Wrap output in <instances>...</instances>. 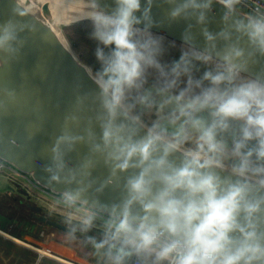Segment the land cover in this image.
Masks as SVG:
<instances>
[{
    "label": "clouds",
    "instance_id": "9594fccd",
    "mask_svg": "<svg viewBox=\"0 0 264 264\" xmlns=\"http://www.w3.org/2000/svg\"><path fill=\"white\" fill-rule=\"evenodd\" d=\"M242 3L88 0L97 87L75 85L43 171L49 186H63L67 209L85 210L68 212L66 236L82 237L102 264H264V12L242 13ZM160 5L187 25L171 62L153 32ZM38 31L13 3L0 21V68L18 62ZM18 103L15 88H0V115ZM79 146L87 151L73 163ZM100 166L103 178L94 175ZM108 191L118 195L105 202ZM98 221L99 240L88 235Z\"/></svg>",
    "mask_w": 264,
    "mask_h": 264
},
{
    "label": "water",
    "instance_id": "95a60500",
    "mask_svg": "<svg viewBox=\"0 0 264 264\" xmlns=\"http://www.w3.org/2000/svg\"><path fill=\"white\" fill-rule=\"evenodd\" d=\"M67 1L76 2L80 7L88 9V0ZM103 2L112 5V0ZM13 3L18 10L36 21L39 31L29 40L18 62H14L10 68H0V88L9 86L19 93V103L11 109L10 114L0 115V160L28 176L41 188L61 196L62 185L49 186L47 183L46 173L43 171V165L48 162L45 149L50 147L54 136L59 134L64 116L73 108L75 85L82 84L83 91H94L97 86L92 79V71L79 60L59 29L51 26L49 20L39 12L38 15L30 13L18 0H0V21L9 17ZM43 9L44 14L48 15L47 8ZM153 16L159 23L158 27L153 28V32L184 46L182 33L187 26L185 21L170 22L167 19L166 5L154 7ZM221 16V7L214 5L211 23L208 25L211 31L220 30ZM193 35L202 48L204 40L199 27L193 28ZM30 134L32 139H28ZM11 139H15L20 147L12 146L9 143ZM86 151L85 146H79L69 158L77 163ZM94 175L103 178L107 175V170L100 166ZM117 195L108 191L101 199L106 202ZM33 210L37 212L33 214V219L67 231L65 225L39 215L40 208ZM98 232L103 234V229Z\"/></svg>",
    "mask_w": 264,
    "mask_h": 264
},
{
    "label": "rangeland",
    "instance_id": "374dc122",
    "mask_svg": "<svg viewBox=\"0 0 264 264\" xmlns=\"http://www.w3.org/2000/svg\"><path fill=\"white\" fill-rule=\"evenodd\" d=\"M57 28L62 33L66 42L69 44V46L71 47L73 52L76 54V56L79 58V60L82 63H84L92 71V73H94V71L99 67V64L97 63L95 55H94L97 43L96 41L90 38V32L92 31L91 22L88 19L67 20V21L60 22V23L58 22ZM164 45L167 49L166 55L164 56V60L167 62H171L172 60L177 59L181 55V52L184 48L183 45H178L175 43H168L165 40H164ZM203 70H204V66H201V71ZM197 75H199V73H197ZM9 174H12V173H10L8 170L0 172V175H4L7 177L9 176ZM18 180L22 184L21 185L22 187L17 186V184L11 183L10 186H12L11 190L13 191L10 192L9 194H6L7 197H4V198L0 197V213H2L3 215H6V217H10L15 220L13 224L11 225L8 224L6 226V229L4 230V232L8 234L11 238L9 236H5L0 233V240L5 241L6 243H10L12 245V249L15 250L16 252H19L21 248L23 249L28 248V246H26L28 244L33 247V248L31 247L32 249L37 250V252L39 253V250H42V248H40L39 246H36V244H38V242H41L40 239L42 238V234H43L42 231H44V229L36 228V229L31 230L30 228H28L29 231H22L21 229L16 230L15 225L16 224L18 225L19 223H22V222L32 223L33 218L31 217V213H30L31 207L30 206L32 207L33 206L35 207L36 205L45 206V203L43 201L36 199V197L34 196L35 194H30L27 192V191L34 192L31 189V186L29 185V183H27L25 180L20 179V178ZM3 181L4 179L0 177V186H5V184L2 185ZM37 194L38 195L36 196H39L40 198H44L45 196V195H42L39 191H37ZM45 199L52 205L53 208L57 209L56 212L60 214L58 215L60 219L59 221L63 222L64 225H65L64 219L69 211L72 212L74 217H77L82 214L81 211H79V209H71V210L67 209L60 200L55 201L54 203L53 200H49L47 198ZM46 207L49 208L50 211L52 210V207H49V206H46ZM96 226H99V227H96L98 228V230L103 229V222L98 221ZM46 228H47V231L45 230V232H52L50 227H45V229ZM98 230L96 229L95 231H98ZM54 232L58 235H56L57 237H55L53 241L59 242V245L64 246V248L67 247L71 249L72 252L76 248L77 249L76 252L78 253V256H80V260L85 259L87 261L88 259L89 260L91 259L90 261L93 264H97V263L102 264L100 263L101 261L100 262L98 261V259L100 260V258L92 254L93 250L90 246H84L81 244L80 240L82 239V237H78V239L76 240H71L66 236V234H63V231L61 232L54 231ZM88 235L95 236V232H90ZM12 238L18 239L22 243L17 242L16 240ZM50 246L52 248L54 247L57 248L55 245L53 247L51 243H50ZM66 252L68 253V250H66ZM73 254L74 253H72V255ZM35 257H38V255H35Z\"/></svg>",
    "mask_w": 264,
    "mask_h": 264
},
{
    "label": "crops",
    "instance_id": "0c3cea01",
    "mask_svg": "<svg viewBox=\"0 0 264 264\" xmlns=\"http://www.w3.org/2000/svg\"><path fill=\"white\" fill-rule=\"evenodd\" d=\"M0 177L4 179V181L2 182L3 183L2 185L5 184V186H0V197L4 198V197H7L6 194H9L10 192L13 191L11 190L12 186H10L11 183L13 182L11 179H9L8 177L4 175H0ZM33 221L32 223L22 222V223H19L18 225L16 224L15 227H16V230L21 229L22 231H29L28 228H30L31 230L36 229V228H43L44 231H42L43 234H42V238L40 239L41 242H38L39 245L36 244V246H39L40 248H42V250H39V253H38L37 250L32 249L33 247L31 245L27 244L26 246H28L29 249L21 248L19 252H16L15 250L12 249V245L10 243H6L5 241L0 240V264H93L90 261L91 259L90 260L88 259L87 261L85 259L80 260V256H78V253L76 252L77 250L76 248L72 252L71 249L67 247L64 248V246L59 245V242L53 241L54 238L57 237L56 235H58L54 231L61 232L60 229L50 227L52 232H45V230L47 231V228L45 229V227H49V226H46L45 224H42L41 222L37 220L35 221V219H33ZM14 222H15L14 219L10 217H6V215H3L2 213H0V233L2 235L9 236L8 234L4 232V230L6 229V226L8 224L11 225ZM92 232L97 233L94 230ZM63 234H66V232L63 231ZM14 240H16L17 242H20V240L18 239H14ZM50 243L52 244L53 247L55 245L57 248L55 247L52 248L50 246ZM7 245L9 248L7 247ZM42 245H45V248H43ZM46 245H48V247H51L49 250L50 253L47 251ZM43 250H46L45 253L42 252ZM66 250H68V253L66 252ZM71 252L74 254L72 255ZM92 254L100 258L94 253V251L92 252ZM35 255H38V257H35ZM98 261L100 262L101 259L100 260L98 259Z\"/></svg>",
    "mask_w": 264,
    "mask_h": 264
},
{
    "label": "bare ground",
    "instance_id": "6f19581e",
    "mask_svg": "<svg viewBox=\"0 0 264 264\" xmlns=\"http://www.w3.org/2000/svg\"><path fill=\"white\" fill-rule=\"evenodd\" d=\"M18 2L26 7L30 13L37 15L40 13V15L48 19L50 25L56 29L58 22L87 19L85 17L88 9L80 7L76 2H69L67 0H18ZM45 7L48 10V15L43 12V8ZM46 246L49 252L50 248L48 245ZM43 248H45V245H43ZM45 251L46 250H43L42 252L45 253Z\"/></svg>",
    "mask_w": 264,
    "mask_h": 264
},
{
    "label": "built area",
    "instance_id": "2783aa9c",
    "mask_svg": "<svg viewBox=\"0 0 264 264\" xmlns=\"http://www.w3.org/2000/svg\"><path fill=\"white\" fill-rule=\"evenodd\" d=\"M240 10L244 13L255 12L257 10L264 12V0H243L242 5L240 6ZM6 170H8L10 173H12V174H9L8 178L11 179L14 184H17V186L22 185L18 180L19 178L23 179L27 183H29V185L31 186V189L34 192H29L27 190L26 191L30 194H35L34 196L36 197V199L43 201L45 203V206L41 207V208H43V214L44 215H46L47 210H49V208H47L46 206L52 207V205L45 198H47L49 200H53L54 203H55V201L60 200V195H57L51 191H48L44 188H41L36 183H34L28 176H26L22 172L18 171L13 166H11L5 162H2L0 160V172L6 171ZM37 191H39L42 195H45L44 198H40L39 196H36V195H38ZM36 206H38V205H36ZM56 210H57L56 208L52 207V210L51 211L49 210V211L51 214L60 215L58 212H56ZM79 211H81V213L84 214L85 210L80 208ZM96 227H99V226H96Z\"/></svg>",
    "mask_w": 264,
    "mask_h": 264
},
{
    "label": "flooded vegetation",
    "instance_id": "af4514ba",
    "mask_svg": "<svg viewBox=\"0 0 264 264\" xmlns=\"http://www.w3.org/2000/svg\"><path fill=\"white\" fill-rule=\"evenodd\" d=\"M31 208H30V213H31V217L33 218V214L34 213H37V212H35V210H33V208H40V211L38 212V214L39 215H42V216H45L48 220H52V221H54V222H59L60 224H63V222H60L59 220V216L58 215H56V214H51L49 211H47L46 212V215H44L43 214V208H41L42 206H30ZM36 221V220H35ZM46 226H49V225H47V224H45ZM64 225V224H63ZM66 226V225H65ZM49 227H51V226H49ZM96 228V227H95ZM96 229H98V228H96ZM95 229V230H96ZM94 230V231H95ZM97 233H95V237L96 238H101V236H102V234L100 233V232H98V231H96ZM94 234V233H93Z\"/></svg>",
    "mask_w": 264,
    "mask_h": 264
},
{
    "label": "trees",
    "instance_id": "16d2710c",
    "mask_svg": "<svg viewBox=\"0 0 264 264\" xmlns=\"http://www.w3.org/2000/svg\"><path fill=\"white\" fill-rule=\"evenodd\" d=\"M164 40H165L166 42H168V43H175V44L181 45V44H179V43L173 42V41L168 40V39H164Z\"/></svg>",
    "mask_w": 264,
    "mask_h": 264
}]
</instances>
